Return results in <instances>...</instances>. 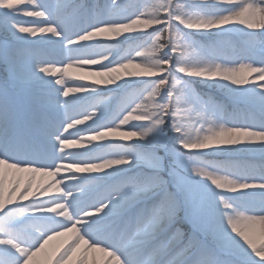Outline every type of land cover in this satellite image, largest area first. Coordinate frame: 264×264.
Returning <instances> with one entry per match:
<instances>
[{
	"label": "snow or ice",
	"instance_id": "6c2138e0",
	"mask_svg": "<svg viewBox=\"0 0 264 264\" xmlns=\"http://www.w3.org/2000/svg\"><path fill=\"white\" fill-rule=\"evenodd\" d=\"M0 264H264V0H0Z\"/></svg>",
	"mask_w": 264,
	"mask_h": 264
},
{
	"label": "rangeland",
	"instance_id": "374dc122",
	"mask_svg": "<svg viewBox=\"0 0 264 264\" xmlns=\"http://www.w3.org/2000/svg\"><path fill=\"white\" fill-rule=\"evenodd\" d=\"M21 19H23V20H32V19H34V18H29V17H21ZM26 26H30V25H26Z\"/></svg>",
	"mask_w": 264,
	"mask_h": 264
}]
</instances>
